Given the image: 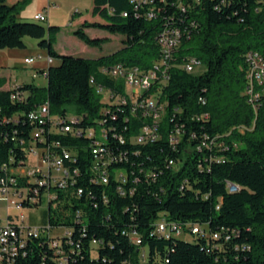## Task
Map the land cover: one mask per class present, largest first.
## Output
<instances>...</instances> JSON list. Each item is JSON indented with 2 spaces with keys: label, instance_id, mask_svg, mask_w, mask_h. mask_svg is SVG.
Masks as SVG:
<instances>
[{
  "label": "trees",
  "instance_id": "obj_1",
  "mask_svg": "<svg viewBox=\"0 0 264 264\" xmlns=\"http://www.w3.org/2000/svg\"><path fill=\"white\" fill-rule=\"evenodd\" d=\"M17 12L16 2L0 0V50L26 47L25 36L29 35L39 39L51 61L47 69H40L46 73L47 85L18 84L28 92L26 99L14 100L13 86L0 88V171L4 165L16 166L26 160L20 140L30 135L28 113L38 104L48 100L57 113H65L69 107L85 112L82 125L88 126L109 103L90 82L91 77L98 84L123 89L114 86L101 67L122 63L150 69L161 60L160 32L173 26L184 32L162 86V97L168 101L167 115L159 124L163 136L152 143L122 144L114 143L110 132L113 150L126 155L127 159L115 165L126 170L127 181L114 175L105 185L90 181L92 151L87 135L46 130L45 140L38 142L45 150L59 140L77 154L81 175L76 184L85 186L80 198L42 212L44 221L50 219L75 231L73 244L66 246L68 261L62 264L132 263L138 246L124 233L127 228L140 231L148 245L145 264H264V99L256 110L245 93L246 53L257 50L264 54V0H148L140 4L93 0L92 16L76 23L73 34L100 50L106 39L90 35L88 29L119 34L125 41L115 52L92 58L61 54L53 41L62 29L59 25L21 20ZM189 55L200 58L202 71L181 66ZM4 81L0 78V87ZM174 107H179L175 117ZM115 108L119 109L117 121L125 124L127 105ZM205 112L209 118H193ZM130 118L127 129L113 122L116 130L127 135L136 129L139 122ZM180 121L185 123V137L174 147L167 133ZM241 125L247 127L244 132L238 129ZM207 135H219L217 140L226 142L215 150L214 158L207 148H196ZM97 146L108 150V140L97 138ZM173 159L177 167L169 165ZM134 173L140 176L138 181H134ZM227 181L240 189L230 192ZM120 184L126 194L119 192ZM104 191L108 200L103 198ZM80 208L85 223L74 219ZM67 209L71 214H65ZM162 218L186 226L188 233L191 225H200L202 231L192 234L191 240L184 233L157 236L152 232L153 222ZM31 246L33 252L21 263L40 264L46 257L52 264L54 251L42 239L33 240Z\"/></svg>",
  "mask_w": 264,
  "mask_h": 264
},
{
  "label": "built area",
  "instance_id": "obj_2",
  "mask_svg": "<svg viewBox=\"0 0 264 264\" xmlns=\"http://www.w3.org/2000/svg\"><path fill=\"white\" fill-rule=\"evenodd\" d=\"M147 2L148 0H132L134 3ZM153 2V0H150ZM127 13H125L126 15ZM153 14V10L150 12ZM35 18L45 21L48 19L45 13H37ZM184 32L180 27L173 26L165 28L158 36V43L162 51L161 60L158 61L152 68L143 69L139 66H126L122 63H116L111 66L101 67V71L115 82L114 86L123 88L117 90L115 87H108L106 84H98L94 76L90 82L96 85L98 92L104 95L109 103L101 109V116L88 125L83 126V119L86 117L85 112L66 110L65 113L53 112L48 100L37 105L36 108L28 113V119L31 122L32 128L28 137H23L20 140V145L25 150L26 160L18 165H4L0 171V201H6L8 208L19 206L37 207L40 208L45 204L43 209L58 208L64 206L66 201L69 202L73 198H80L84 194L83 185H77L81 172L76 165L78 160L77 154L64 147L59 140H54L48 146L47 154H38V142L45 140L46 130L49 132L70 133L74 136L87 135L91 138L92 163L90 166L91 174L90 181L101 184H108L110 176L114 175L119 180L125 182L128 175L125 169L116 166L123 159H127L125 154H119V150L114 151L109 144L110 132L112 133V141L114 143H125L130 141L136 144L152 143L156 139L163 136V132H159V124H163V120L167 115L168 101L162 97L163 82L167 79V68L172 64L173 56L176 50L181 46ZM26 62H34L33 56L26 57ZM247 61V84L245 93L249 102L257 110L260 102L264 99V54L257 50H249L246 53ZM185 63H200V58L195 55H189L183 59ZM249 68H256L259 72V82H250ZM46 75V73L44 72ZM37 73H34V77ZM15 89L11 97L14 100H24L28 97V92L20 90L18 84H14ZM204 102L203 99H201ZM127 105L129 114L125 124L118 122L117 105ZM173 117L179 111V107L172 109ZM133 116L139 126L131 130L127 135L117 131L116 126L122 124L126 129L129 126V121ZM210 117L208 112L196 114L193 118L197 121ZM192 118V119H193ZM247 127L241 125L239 130L244 131ZM169 141L176 147L185 137V123L180 121L170 129L167 133ZM219 135H207L196 144V148L202 151L205 148L209 151L211 158L216 157L215 150L221 146H226V142L218 141ZM97 138L108 140V150L97 148ZM34 153L41 157L42 164L29 165L28 155ZM138 150H135V154ZM177 167V162L169 163ZM141 171L144 166L140 165ZM135 174V173H134ZM140 179L139 175L134 176V181ZM227 187L230 192L237 191L240 186L237 183L227 181ZM121 194H126L127 189L120 184L118 188ZM134 188L131 189V192ZM14 193L18 196L17 199L10 198V194ZM89 195V192H87ZM103 198L108 200L106 192H103ZM219 207V206H218ZM54 212V211H52ZM65 214H71L67 209ZM30 215L28 221L27 214H12L8 213L4 222L0 219V264H23L21 259L33 252L31 246L35 239H42L47 246L54 251L52 255V264H62L68 261L66 254L67 245L73 244V235L75 231L72 227L64 226L63 224L52 223L50 219L43 220L44 216L32 219ZM74 219L77 223L84 222L82 217V208L76 211ZM191 224H187L189 226ZM152 232H163V236L169 237L171 234L185 233L186 226L177 225L175 222H169L162 218L153 222ZM85 226L80 228V232H84ZM191 234H196L202 231L200 225H191ZM124 233L128 236L135 237V244L138 246V254L132 264H145L148 261L149 248L145 245L144 238L140 231L127 228ZM58 235L68 236V243L58 242ZM217 235V234H216ZM98 240L93 239L96 244ZM40 264H49L46 257ZM162 264H165L164 262Z\"/></svg>",
  "mask_w": 264,
  "mask_h": 264
},
{
  "label": "rangeland",
  "instance_id": "obj_3",
  "mask_svg": "<svg viewBox=\"0 0 264 264\" xmlns=\"http://www.w3.org/2000/svg\"><path fill=\"white\" fill-rule=\"evenodd\" d=\"M15 2L18 4L17 15L21 20L38 21L44 24H48L52 21L54 24L59 25L63 30V35L61 37L60 35H57L53 40L54 44L60 48H65L67 51L80 50L76 41H83L76 37L73 32H71V29L77 27L76 23L83 18L92 16L91 7L93 5V0H17ZM52 3H56L57 5L55 6ZM39 12L45 13L49 19L45 21L36 19L35 14ZM101 34L104 35V30L102 29L92 28L90 30V35L92 36H100ZM102 37L106 39L102 48L105 54L113 53L124 46L125 37L122 35L110 33L109 35ZM25 41L26 47L24 48H13L7 51H0V67L11 69L13 73L12 81L35 83L45 86L47 85V78L44 72L39 69H47L48 64L50 63L47 50L39 45V39L35 37L27 35L25 36ZM30 56L35 58L34 62L29 63L25 61V58ZM54 62L60 63V58H55ZM203 69L204 63L201 67H198L196 71L200 72ZM34 73H37L36 77H34ZM68 110L73 111L74 108L69 107ZM28 164L44 165L41 157L34 153H29ZM10 198L17 199L18 196L11 193ZM44 206L45 204L40 208H8L6 201H0V219L1 222H4L8 213L16 215L24 212L28 216V221H30V215L34 216L32 219L39 217L43 212L42 207ZM183 237L190 240L193 239L192 234L188 232H185Z\"/></svg>",
  "mask_w": 264,
  "mask_h": 264
},
{
  "label": "crops",
  "instance_id": "obj_4",
  "mask_svg": "<svg viewBox=\"0 0 264 264\" xmlns=\"http://www.w3.org/2000/svg\"><path fill=\"white\" fill-rule=\"evenodd\" d=\"M15 1H17V0H11V2H15ZM52 4H54L55 6L57 5L56 3H52ZM50 23H53V22L51 21ZM88 30L90 31L91 29H88ZM71 32H73V29H71ZM109 34H110L109 32L104 31V35L101 34L100 37L107 36ZM59 35H60V37L63 35L62 29L58 33V36ZM76 42L78 43V46L80 47L79 51H67L65 48H60L59 46H57L55 44H54V46L61 54H73V55H80V56L91 57V58L92 57H98L100 55L105 54L103 49L100 50L98 47L89 46L86 43L84 44L83 42H80L78 40ZM11 49H13V48H5L2 50L7 51V50H11ZM95 49H97V50H95ZM2 50H0V51H2ZM12 77H13V73H12L10 68L0 67V78H3L5 80L4 84L0 88L8 89V88H11L14 84L24 83V82H19V81H12ZM23 207H26V206H19V208H23ZM21 213L25 214L24 212H21ZM21 213H19V214H21Z\"/></svg>",
  "mask_w": 264,
  "mask_h": 264
},
{
  "label": "bare ground",
  "instance_id": "obj_5",
  "mask_svg": "<svg viewBox=\"0 0 264 264\" xmlns=\"http://www.w3.org/2000/svg\"><path fill=\"white\" fill-rule=\"evenodd\" d=\"M48 60L51 61V58H48ZM202 65H203V62L200 60V63H185V64H182V67H184L188 71H196L198 67H201ZM249 78H250V82H259V72L256 71V68H249ZM97 148L104 150V148L101 146H97ZM47 153H48V149L43 150L42 147L38 146V154H47ZM156 234L157 236H163V232H156ZM177 235H180V234H177ZM130 238L135 243V237L130 236ZM58 242L68 243V236L58 235ZM128 264H132V263L128 262Z\"/></svg>",
  "mask_w": 264,
  "mask_h": 264
}]
</instances>
